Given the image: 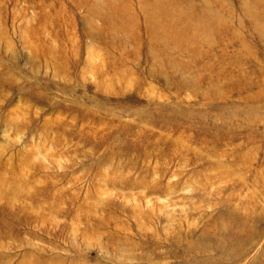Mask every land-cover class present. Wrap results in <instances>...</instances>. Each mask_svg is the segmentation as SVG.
<instances>
[{
    "label": "rangeland",
    "instance_id": "374dc122",
    "mask_svg": "<svg viewBox=\"0 0 264 264\" xmlns=\"http://www.w3.org/2000/svg\"><path fill=\"white\" fill-rule=\"evenodd\" d=\"M188 1L246 43L0 0V264H264V0Z\"/></svg>",
    "mask_w": 264,
    "mask_h": 264
},
{
    "label": "bare ground",
    "instance_id": "6f19581e",
    "mask_svg": "<svg viewBox=\"0 0 264 264\" xmlns=\"http://www.w3.org/2000/svg\"><path fill=\"white\" fill-rule=\"evenodd\" d=\"M117 1L105 0L107 5L109 3L113 5V7L105 6V10L97 2L90 3V6L103 14L106 13L108 17L118 16V13L121 12L124 15L123 18H127V15L132 13L136 18L134 25L138 27L141 24V30L145 27L149 28L150 24L154 29L150 34L147 33V40L149 36L155 47L166 44L167 54L165 55L167 56L170 55L167 44H176L179 48H183L181 53L191 50V54L196 59L203 51L209 54V48L206 46L221 42L227 33L232 41L239 40L242 44L246 43L238 27L234 26L237 24L236 16L227 17L229 15L224 13L226 6L219 0L213 2V4L221 3L216 6L213 5L215 8L213 17L201 10V7H195L187 0H119L122 2V7L121 5H114ZM204 1L208 2L209 0ZM208 4L212 7L211 3ZM252 11L247 9L244 12L253 14ZM142 18L143 20H141ZM144 22L145 26H142ZM251 28L264 40V29H261L259 24L252 23ZM234 83L237 84V82Z\"/></svg>",
    "mask_w": 264,
    "mask_h": 264
}]
</instances>
